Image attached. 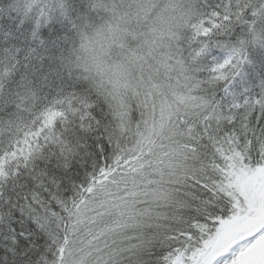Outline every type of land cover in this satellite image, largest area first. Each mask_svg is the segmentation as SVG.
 Masks as SVG:
<instances>
[{
    "label": "snow or ice",
    "instance_id": "obj_1",
    "mask_svg": "<svg viewBox=\"0 0 264 264\" xmlns=\"http://www.w3.org/2000/svg\"><path fill=\"white\" fill-rule=\"evenodd\" d=\"M260 247L264 0H0V264Z\"/></svg>",
    "mask_w": 264,
    "mask_h": 264
},
{
    "label": "rangeland",
    "instance_id": "obj_2",
    "mask_svg": "<svg viewBox=\"0 0 264 264\" xmlns=\"http://www.w3.org/2000/svg\"><path fill=\"white\" fill-rule=\"evenodd\" d=\"M257 177L244 175L238 179L240 183L241 192L251 193L258 188ZM249 221L239 220L236 221L229 229L224 233V238L226 239L231 235L233 231L236 230H246L248 227ZM245 264H264V247H260L253 251L245 260Z\"/></svg>",
    "mask_w": 264,
    "mask_h": 264
},
{
    "label": "trees",
    "instance_id": "obj_3",
    "mask_svg": "<svg viewBox=\"0 0 264 264\" xmlns=\"http://www.w3.org/2000/svg\"><path fill=\"white\" fill-rule=\"evenodd\" d=\"M244 175H247V174H240V175H237L236 177V184H237V189L238 191H241V188H240V183H238V179Z\"/></svg>",
    "mask_w": 264,
    "mask_h": 264
}]
</instances>
